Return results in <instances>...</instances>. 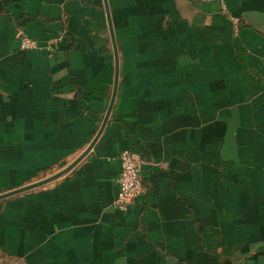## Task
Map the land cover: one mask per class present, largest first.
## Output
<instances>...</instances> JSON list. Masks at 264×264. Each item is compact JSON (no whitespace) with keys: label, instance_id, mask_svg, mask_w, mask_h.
Returning <instances> with one entry per match:
<instances>
[{"label":"crops","instance_id":"0c3cea01","mask_svg":"<svg viewBox=\"0 0 264 264\" xmlns=\"http://www.w3.org/2000/svg\"><path fill=\"white\" fill-rule=\"evenodd\" d=\"M0 259L264 264V0H0Z\"/></svg>","mask_w":264,"mask_h":264},{"label":"built area","instance_id":"2783aa9c","mask_svg":"<svg viewBox=\"0 0 264 264\" xmlns=\"http://www.w3.org/2000/svg\"><path fill=\"white\" fill-rule=\"evenodd\" d=\"M19 46L21 49H34L36 42L32 38L22 35ZM117 157L120 162V172L116 179L118 192L113 205L119 210H126L142 190L141 166L143 159L135 149H123Z\"/></svg>","mask_w":264,"mask_h":264},{"label":"rangeland","instance_id":"374dc122","mask_svg":"<svg viewBox=\"0 0 264 264\" xmlns=\"http://www.w3.org/2000/svg\"><path fill=\"white\" fill-rule=\"evenodd\" d=\"M0 261H1V259H0Z\"/></svg>","mask_w":264,"mask_h":264}]
</instances>
